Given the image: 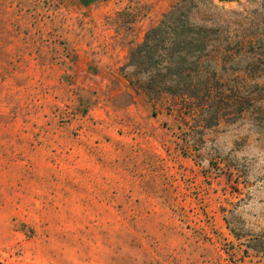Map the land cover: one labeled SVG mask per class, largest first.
Returning <instances> with one entry per match:
<instances>
[{
    "label": "rangeland",
    "instance_id": "374dc122",
    "mask_svg": "<svg viewBox=\"0 0 264 264\" xmlns=\"http://www.w3.org/2000/svg\"><path fill=\"white\" fill-rule=\"evenodd\" d=\"M178 1L0 0V264H264V0L190 6L212 126L128 65Z\"/></svg>",
    "mask_w": 264,
    "mask_h": 264
},
{
    "label": "trees",
    "instance_id": "16d2710c",
    "mask_svg": "<svg viewBox=\"0 0 264 264\" xmlns=\"http://www.w3.org/2000/svg\"><path fill=\"white\" fill-rule=\"evenodd\" d=\"M193 4L195 0H180L166 12L130 50L128 65L147 74L141 86L149 97L169 94L189 99L205 124L212 126L224 113L226 93L219 86L223 83L203 75L209 30L191 20Z\"/></svg>",
    "mask_w": 264,
    "mask_h": 264
}]
</instances>
